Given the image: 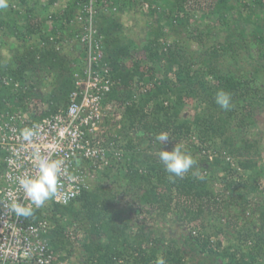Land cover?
Listing matches in <instances>:
<instances>
[{"label":"trees","instance_id":"obj_1","mask_svg":"<svg viewBox=\"0 0 264 264\" xmlns=\"http://www.w3.org/2000/svg\"><path fill=\"white\" fill-rule=\"evenodd\" d=\"M137 1L109 0L108 9L101 11L94 20L95 26L102 35L103 59L108 61L112 76L116 80L115 86L107 94V99L118 106L122 113L121 119H124L117 131L121 139L127 137L124 143L118 145L122 148L123 156L126 154L124 178L128 186L134 187L136 191L138 210L143 209L149 213L151 211L166 213L174 208L180 220L197 230L204 226L200 221L202 214L207 213L211 217L218 218L228 213L231 217L230 225H235L238 220L237 214L244 213L248 208L247 201L241 200L242 197L240 199L219 197L212 187L208 186V181L215 174L216 169L222 172H228L231 169L234 172L235 168L249 169L256 165V161H251L248 157L259 154L257 142L243 138L238 132L252 119L255 109H264V89L260 88L259 84L255 87L250 85L255 80L253 73L258 71V67L252 69L251 76L242 78L237 76L236 70L222 72L216 66H212L210 61H204L207 73L213 75L215 82L208 86L207 91L198 95V87H195L193 82L194 75L191 74L187 65L180 62L182 58H185L182 47L177 42L172 45L165 43L161 27L152 29L142 43L144 57L149 62L155 59L162 63V71L159 75L154 73L153 63H150L151 65L140 64L139 59L132 61L130 68L126 67L123 59L129 57V44L123 43L121 38L115 34L119 22L114 20L112 7L114 4L120 5L119 10L121 11L124 4L131 5ZM139 1L149 3L150 6L154 5L147 0ZM185 2L186 0H174L173 6L169 8L167 17L171 14L173 23L186 24L187 19L177 17L172 13L176 7L183 11ZM254 2L261 3L260 0ZM227 3L228 0H216L213 4L214 10L218 11L220 16H224L225 12L231 9ZM156 9L155 7L149 8L150 12H157ZM27 11L24 13V18L31 22L33 18ZM7 16V19L0 20V30L4 27V32H11L18 36L12 15ZM222 22H225V18ZM37 27L39 28L38 22L25 24L26 31L35 30ZM228 28L232 30L231 26ZM232 34L240 39L243 38V31L232 30ZM255 34L254 42L260 45L257 46V56L264 60V36L259 35V32ZM43 38L47 44L43 48L28 49L25 53L7 60L3 65L0 64V77L6 73L20 80L22 84L25 75L36 70L54 74L57 88H59V97L49 102L47 109L40 111L34 109L33 118L53 113L60 105L66 104L67 94L72 87L73 72L82 66V63L76 66L69 65L68 60L54 49L49 37ZM225 40L226 43L215 44L211 47V56L228 52L232 58H235L237 50L234 39L226 37ZM82 56L81 53V58ZM144 78L151 81L149 89L140 95L137 102L123 107V103L131 97L134 82L135 86L143 82ZM4 87L11 86L4 85ZM220 90L231 96L229 110L221 109L215 102L216 93ZM25 96L24 91L10 93L0 88V109L7 106L6 102H12L15 98L21 101ZM189 98L191 100L198 98V102L203 103L202 107L194 111L191 119L180 116ZM53 102L56 103L53 104ZM21 109L28 110L26 106H22ZM193 127L198 144L189 139ZM161 132L168 133L169 141L161 143L156 140V136ZM134 139L137 142L133 141ZM181 140L186 141L185 148L182 150L190 153L196 164L183 178L170 181V174L166 172L161 163L159 152L161 150L171 151L174 145H179ZM147 141L148 149L138 148L139 144ZM153 144L159 147L155 149ZM209 147L215 153L211 158L208 153L202 152V150H210ZM223 156L231 158V162ZM245 182H243L244 186L249 190L254 189L255 186L252 183ZM113 198L112 195L107 194L104 185H98L88 191H83L68 205L55 206L54 210L60 216L65 212L71 213L72 219H78L84 225L88 234V242L83 245L85 264H150L157 257V244L161 242V239L152 237L142 228H139L131 237L126 235L123 228H119L114 220L106 217ZM256 211L259 220L257 227H249L241 232L242 234L237 235L241 242L250 240L251 247L238 255L235 248L221 246L219 239L222 233L221 228L211 226L203 235L195 233L192 229L191 232L194 234L189 232L188 240L195 247L193 250L204 254L200 263L216 264L223 259L226 260V264L260 263L264 256V234L262 233L264 203L258 206ZM52 220L55 226L49 232L48 239L52 248L57 252L63 249L70 239L64 232L59 218L53 216ZM249 231H254L255 236L251 237ZM212 237L214 241L211 240ZM160 257L164 258L165 264H184V253L178 247L166 246Z\"/></svg>","mask_w":264,"mask_h":264},{"label":"rangeland","instance_id":"obj_2","mask_svg":"<svg viewBox=\"0 0 264 264\" xmlns=\"http://www.w3.org/2000/svg\"><path fill=\"white\" fill-rule=\"evenodd\" d=\"M74 1L8 0V8L0 10V20L3 21L8 18L7 15H12L18 36L13 35L11 32H4V27H1L0 64L3 65L7 60L25 53L28 49L43 48L47 45L43 37H49L54 49L60 56L68 60L69 65L81 64L82 49L77 37L80 24L74 18L79 6ZM147 1L154 5L150 6L148 3L145 7L144 2L138 0L131 5L124 4L121 11L119 10L120 5L114 4L115 8L112 10L114 20L119 22L115 34L121 38L123 43L129 44V57L123 59L126 67L130 68L132 61L139 59L140 64L153 63L155 69L153 71L156 75H159L162 71V63L155 59L149 62L142 53V43L152 29L161 27L164 32L165 43L172 45L177 42L182 47L185 58H182L180 62L187 65L191 74L194 75L193 82L194 86L198 87V95L207 91L208 86L213 85L215 82L213 75L207 73L204 61H210L212 66H216L222 72L236 70L237 76L242 78L251 76L252 69L258 67V71L253 73L255 80L250 85L255 87L259 84L260 88L264 89V60L257 56V46L260 45L256 44L253 39L257 32H259V35L264 36V0H260V4L254 2L255 0H228L227 4L231 9L226 11L224 16H220L219 12L214 10L213 4L216 0H186L183 11L178 10L176 7L172 12L177 17L187 19L185 25L178 24V22L173 23L171 14L167 17L174 0ZM150 7L157 8V12H150ZM26 10L33 18L31 22L30 20L26 21L24 18ZM223 18H225V22H222ZM32 22H38L39 28L26 31L25 24ZM228 26H231L234 31H243V38L240 39L233 35L232 30L227 29ZM226 37L234 39L237 50L234 55L235 58H232L228 52L211 56V47L215 44L226 43ZM0 80L1 89L10 93L24 91L26 94L21 101L15 98L12 102H6L9 107L22 108V106H26L35 113L34 109L38 111L47 109L48 103L59 97V88H57L54 74L46 73L43 70L26 74L23 84L20 83V80L6 73L0 77ZM5 80L8 81L7 84L3 82ZM143 82L151 85V81L146 78ZM14 83H17L18 86H15ZM134 84L132 89L136 87ZM4 85L11 87H4ZM32 85L34 87H31ZM55 103L53 102V104ZM202 106L203 103L200 104L198 98L192 100L189 98L182 108L180 116L191 119L194 111ZM122 121L124 119L119 122L122 124ZM238 133L243 138L257 142L259 154L248 157L251 161H256V165L249 169L235 168L234 172L231 169L228 172L216 169L215 174L208 181V186L212 187L219 197H237V199L242 197L241 200L247 201L248 208L244 213L239 212L237 214L238 220H236L235 225H230L231 217L228 213L218 218L211 217L207 213L202 214L200 221L203 222L204 226L197 230V228L195 229L180 220L174 208L166 213L157 211L149 213L143 209L138 210L135 198L136 191L134 187L128 186L124 178V159L126 158V154L123 156L124 153L119 160L113 161L110 167L103 170H107L105 173L102 171L95 175L92 188L104 185L107 194L114 197L110 209L106 213L107 218L114 220L117 226L123 228L126 235L130 237L139 228H142L143 231L150 233L152 237L161 239V242L157 244V257L150 264H156L168 245L182 250L184 264H201L200 260H202L204 254L193 250L195 247L188 240L189 232L192 229L195 233L203 235L211 226L221 228L222 233L219 236L221 246L235 248L237 255L251 247L250 240L241 242L237 235L238 233L242 234L241 232L249 229V227H257L259 220L256 209L264 203V109H255L252 119ZM125 138L127 137L121 139L122 143L125 142ZM189 139L194 143H199L194 127ZM133 141L137 142L135 139ZM179 142L182 149L185 148L186 141L181 140ZM147 143L148 141L139 144L138 148L148 149ZM202 146L207 147L204 144ZM153 147L157 149L159 145L154 146L153 144ZM248 177L251 179L248 180ZM244 181L252 183L255 186L254 189L249 190L244 186ZM59 221L70 239L63 249L57 251L60 259L65 264H85L83 261L85 257L83 245L88 242V234L84 225L78 219H72L71 213L68 212L62 213ZM194 232L191 233L194 234ZM249 233L251 237L255 236L254 231H249ZM262 233L264 234V230ZM211 240L214 241V237ZM216 264H226V260L223 259ZM258 264H264V256Z\"/></svg>","mask_w":264,"mask_h":264},{"label":"built area","instance_id":"obj_3","mask_svg":"<svg viewBox=\"0 0 264 264\" xmlns=\"http://www.w3.org/2000/svg\"><path fill=\"white\" fill-rule=\"evenodd\" d=\"M108 3L109 0L76 1L79 10L74 18L80 24L77 37L82 66L73 72L64 106L39 118H33L34 111L29 109H0V264H65L48 239L55 226L52 217L60 218L54 207L65 204L60 197H53L36 208L18 183V178L37 174L35 153L63 160L67 175L61 176L60 192L78 190L77 196L90 190L95 175L123 154L117 133L122 113L107 99L116 80L108 61L103 59L102 35L94 24L95 17L108 9ZM143 4L147 7V3ZM148 89L144 82L137 84L123 107L137 102L138 96ZM26 128L36 133L31 142L21 136ZM202 152L208 153L209 158L215 154L211 150ZM223 157L231 162L228 156ZM15 203L32 207L34 214L27 218L17 216L11 211Z\"/></svg>","mask_w":264,"mask_h":264},{"label":"clouds","instance_id":"obj_4","mask_svg":"<svg viewBox=\"0 0 264 264\" xmlns=\"http://www.w3.org/2000/svg\"><path fill=\"white\" fill-rule=\"evenodd\" d=\"M8 6V0H0V10L7 9ZM215 102L221 109L229 110L231 107V96L229 93L220 90L216 93ZM35 135L36 133L33 130L27 128L21 132L23 140L28 142H31ZM156 140L165 143L169 141V135L167 132H161L156 136ZM34 159L38 169L37 174L18 178V183L31 204L35 205L36 208L42 207L46 201L53 197H60L66 205L79 194L78 190L60 192L62 187L61 176L67 175V169L63 167V160L41 157L38 152L34 154ZM159 159L164 165L166 172L170 174V181H174L176 178H183L196 164L192 155L182 150L181 145H174L171 151L161 150ZM11 211L17 216L26 218L34 214L32 207L23 206L20 203L13 204ZM156 264H165L164 258H158Z\"/></svg>","mask_w":264,"mask_h":264}]
</instances>
